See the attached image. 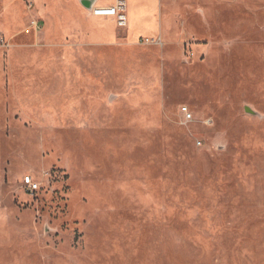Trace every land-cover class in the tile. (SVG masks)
Instances as JSON below:
<instances>
[{
    "label": "rangeland",
    "instance_id": "obj_1",
    "mask_svg": "<svg viewBox=\"0 0 264 264\" xmlns=\"http://www.w3.org/2000/svg\"><path fill=\"white\" fill-rule=\"evenodd\" d=\"M126 9L0 0V264H264V0Z\"/></svg>",
    "mask_w": 264,
    "mask_h": 264
},
{
    "label": "built area",
    "instance_id": "obj_2",
    "mask_svg": "<svg viewBox=\"0 0 264 264\" xmlns=\"http://www.w3.org/2000/svg\"><path fill=\"white\" fill-rule=\"evenodd\" d=\"M92 16L111 18L115 21L118 28H125L127 26V9H126V0H115V3L107 6H93L89 11ZM182 114H184L187 119L190 118V115L187 112L186 108H182ZM23 185L26 190L30 193H34L37 190V185L32 181L31 178H24Z\"/></svg>",
    "mask_w": 264,
    "mask_h": 264
},
{
    "label": "water",
    "instance_id": "obj_3",
    "mask_svg": "<svg viewBox=\"0 0 264 264\" xmlns=\"http://www.w3.org/2000/svg\"><path fill=\"white\" fill-rule=\"evenodd\" d=\"M96 2L97 0H80L81 5L88 11L92 9ZM246 112L252 113L249 108H246Z\"/></svg>",
    "mask_w": 264,
    "mask_h": 264
},
{
    "label": "crops",
    "instance_id": "obj_4",
    "mask_svg": "<svg viewBox=\"0 0 264 264\" xmlns=\"http://www.w3.org/2000/svg\"><path fill=\"white\" fill-rule=\"evenodd\" d=\"M98 1V0H97ZM108 0L105 1V3L107 2ZM98 2L95 3V6H107V5H111V4H102V5H99L97 4ZM29 7H31V4L29 5ZM89 12V11H88ZM90 13V12H89ZM91 14V13H90ZM95 17V16H93ZM96 18H99V19H111V18H103V17H96ZM113 20V19H112Z\"/></svg>",
    "mask_w": 264,
    "mask_h": 264
},
{
    "label": "bare ground",
    "instance_id": "obj_5",
    "mask_svg": "<svg viewBox=\"0 0 264 264\" xmlns=\"http://www.w3.org/2000/svg\"><path fill=\"white\" fill-rule=\"evenodd\" d=\"M131 5V4H130ZM137 6V5H136ZM135 7V6H134ZM134 11V10H133Z\"/></svg>",
    "mask_w": 264,
    "mask_h": 264
}]
</instances>
